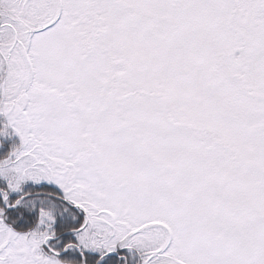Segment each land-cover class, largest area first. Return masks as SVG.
Here are the masks:
<instances>
[{
    "label": "snow or ice",
    "instance_id": "snow-or-ice-1",
    "mask_svg": "<svg viewBox=\"0 0 264 264\" xmlns=\"http://www.w3.org/2000/svg\"><path fill=\"white\" fill-rule=\"evenodd\" d=\"M0 264H264V0H0Z\"/></svg>",
    "mask_w": 264,
    "mask_h": 264
}]
</instances>
